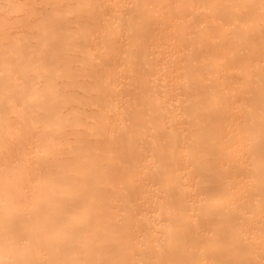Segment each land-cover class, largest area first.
Returning <instances> with one entry per match:
<instances>
[{"label":"bare ground","instance_id":"1","mask_svg":"<svg viewBox=\"0 0 264 264\" xmlns=\"http://www.w3.org/2000/svg\"><path fill=\"white\" fill-rule=\"evenodd\" d=\"M0 264H264V0H0Z\"/></svg>","mask_w":264,"mask_h":264}]
</instances>
